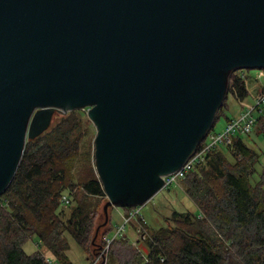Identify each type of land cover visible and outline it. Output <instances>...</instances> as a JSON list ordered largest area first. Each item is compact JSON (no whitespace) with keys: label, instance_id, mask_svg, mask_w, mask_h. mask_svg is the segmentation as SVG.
I'll return each instance as SVG.
<instances>
[{"label":"water","instance_id":"95a60500","mask_svg":"<svg viewBox=\"0 0 264 264\" xmlns=\"http://www.w3.org/2000/svg\"><path fill=\"white\" fill-rule=\"evenodd\" d=\"M238 68L264 69V0H0V194L53 111L87 107L102 209L144 205Z\"/></svg>","mask_w":264,"mask_h":264},{"label":"trees","instance_id":"16d2710c","mask_svg":"<svg viewBox=\"0 0 264 264\" xmlns=\"http://www.w3.org/2000/svg\"><path fill=\"white\" fill-rule=\"evenodd\" d=\"M244 81L236 70L227 81L228 92L240 101L248 95ZM80 121L70 111L24 143L18 169L0 194V264H49L48 255L56 263L73 264L66 252L67 235L85 252L87 263L100 236L107 234L108 230L93 238L98 214L92 200L105 194L98 177L91 173L76 183L70 170L80 149ZM253 123L251 133L264 136V108ZM241 135L233 136L226 152L211 150L182 179L196 213L173 211L159 229L141 225L139 219L129 221L145 237L135 245L125 235L115 238L106 264H264V165L257 170L260 154ZM63 193L70 198L66 207ZM123 208L128 214L131 207ZM34 235L37 250L26 253L24 244Z\"/></svg>","mask_w":264,"mask_h":264},{"label":"rangeland","instance_id":"374dc122","mask_svg":"<svg viewBox=\"0 0 264 264\" xmlns=\"http://www.w3.org/2000/svg\"><path fill=\"white\" fill-rule=\"evenodd\" d=\"M236 71L245 77L244 82L246 83L248 95H246L243 101L253 104L255 98L258 96V94H260L263 87L264 75L259 76V70L257 68H238ZM234 95V93L227 91V95H225L227 98L224 100L225 104L223 105V108L220 109L221 111L213 123L214 125L210 129L211 133L221 132L225 127V123L227 122L228 118L237 117L244 108V104L241 103V101ZM87 110V107L73 110L81 120L80 128L82 129L80 140H78V143L80 144L79 153L76 154V158L70 162L71 174L74 177V180H76V183H79L82 179H86L91 173L98 177L95 170V156H93V153H95L93 140H95L97 131L94 127V123L86 114ZM68 112H58V110L55 109L51 115V122L44 132L53 127V125ZM255 115H258L257 111L255 112ZM241 136L244 138V141L250 146V148L252 147L260 154V161L257 163V170L260 171L262 165H264V136L260 134L257 135L255 133L243 134ZM218 148L223 149V151L226 149L225 146L223 147V145H219ZM107 200L108 199L105 194L103 197H96L94 200H92V202L97 204L96 210L98 216L94 221L96 227L94 233H96V229L99 228L97 235L101 234L102 232L104 233L107 230L108 232L106 236L113 235L116 227L122 224V215L126 214V209L121 206L116 207L113 205L107 207L106 213L102 208H104V204L107 202ZM139 209L140 215L144 218V222H146L149 227L154 229H159V227L166 226L168 222L167 219L170 217L173 211L185 213L187 211L192 213L197 212V207H195V204L187 196V194H184V185L182 182H179V184H173L169 189H161L158 191V193H154L153 196L148 201H146L144 205L142 204ZM140 224L139 226L141 227L142 224ZM125 233V237L128 238L131 245H135L136 240L143 239L131 226V223L127 224ZM66 239L69 243V249L66 250L68 258L73 262V264H85L86 254L83 252L82 248L77 245V243L68 235L66 236ZM37 244L38 240H36L35 235L30 237L24 244L25 252L31 253L32 251L37 250ZM139 247H141L140 249L143 253H145L143 250V243L140 242Z\"/></svg>","mask_w":264,"mask_h":264},{"label":"built area","instance_id":"2783aa9c","mask_svg":"<svg viewBox=\"0 0 264 264\" xmlns=\"http://www.w3.org/2000/svg\"><path fill=\"white\" fill-rule=\"evenodd\" d=\"M259 76H263V70H259ZM244 104V108L238 114L237 117H233L229 119L225 124V127L221 132L211 133L208 131L203 139L198 143L197 147L194 151L188 156V158L184 161V164L180 165L179 168L174 170L173 172L167 173L162 176V187L161 189H169L173 184H179V182L186 177L189 171L194 168V165H198L205 161L206 155L211 150H214L219 147V145L226 146L231 143L233 136H237V134H248L251 133V130L254 125V121L256 120L255 112H261L262 108H264V92L263 94H259L254 100L253 104H249L247 102L241 101ZM68 193H63L61 198L62 206L66 207L70 203V198ZM141 205L131 206L128 214H123L122 224L116 227L114 234L111 236L101 235L100 244L96 246L94 249V254L92 260L85 264H106L107 262V254L108 248L111 242L118 237L124 236L128 222L133 219H139L138 221L141 223L144 222V218L140 215ZM200 216V215H199ZM140 234V231L137 230ZM138 235V234H137ZM141 238H144V233L140 234ZM46 260L49 264H57L53 258L50 259L49 256L46 257Z\"/></svg>","mask_w":264,"mask_h":264},{"label":"crops","instance_id":"0c3cea01","mask_svg":"<svg viewBox=\"0 0 264 264\" xmlns=\"http://www.w3.org/2000/svg\"><path fill=\"white\" fill-rule=\"evenodd\" d=\"M232 118H233V117H232ZM229 119H231V118H228V120H229ZM228 120H227V121H228Z\"/></svg>","mask_w":264,"mask_h":264}]
</instances>
